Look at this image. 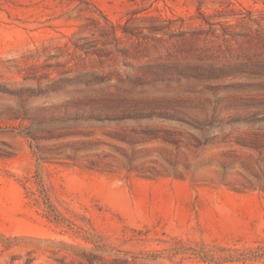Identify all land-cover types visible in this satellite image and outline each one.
<instances>
[{"label": "rangeland", "instance_id": "obj_1", "mask_svg": "<svg viewBox=\"0 0 264 264\" xmlns=\"http://www.w3.org/2000/svg\"><path fill=\"white\" fill-rule=\"evenodd\" d=\"M264 264V0H0V264Z\"/></svg>", "mask_w": 264, "mask_h": 264}, {"label": "trees", "instance_id": "obj_2", "mask_svg": "<svg viewBox=\"0 0 264 264\" xmlns=\"http://www.w3.org/2000/svg\"><path fill=\"white\" fill-rule=\"evenodd\" d=\"M89 263L90 264H94L95 263V260H89ZM61 264H65L64 262H61Z\"/></svg>", "mask_w": 264, "mask_h": 264}]
</instances>
